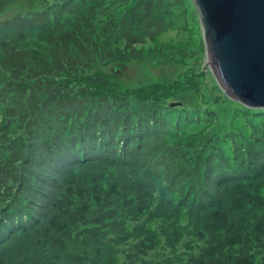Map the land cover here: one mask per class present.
I'll use <instances>...</instances> for the list:
<instances>
[{
  "label": "trees",
  "instance_id": "obj_1",
  "mask_svg": "<svg viewBox=\"0 0 264 264\" xmlns=\"http://www.w3.org/2000/svg\"><path fill=\"white\" fill-rule=\"evenodd\" d=\"M201 26L194 0H0V264H264V108Z\"/></svg>",
  "mask_w": 264,
  "mask_h": 264
},
{
  "label": "water",
  "instance_id": "obj_2",
  "mask_svg": "<svg viewBox=\"0 0 264 264\" xmlns=\"http://www.w3.org/2000/svg\"><path fill=\"white\" fill-rule=\"evenodd\" d=\"M207 66L235 102L264 108V0H194Z\"/></svg>",
  "mask_w": 264,
  "mask_h": 264
},
{
  "label": "rangeland",
  "instance_id": "obj_3",
  "mask_svg": "<svg viewBox=\"0 0 264 264\" xmlns=\"http://www.w3.org/2000/svg\"><path fill=\"white\" fill-rule=\"evenodd\" d=\"M180 7H181V5L179 4L178 8H180ZM191 8H192V5L190 4V8H189V16L190 17H191V15H190ZM12 13L13 12L11 11L10 14H12ZM192 23H193L192 21L188 20V27ZM188 27H185V31H184V29L183 30L182 29H176V30L169 31L167 34H165L164 36L161 37V40H163L164 42H167V43H174V44H177V43L180 44V42H182V41L189 42V43H191V48H193L194 47V43L192 40L193 36L191 35V29H189ZM201 29H202V27H201ZM202 35H203V30H202ZM206 51L207 50L204 51L205 55H206V59H205L203 64H204V67H208L209 71H211L210 67L207 66V64H206L207 63V52ZM175 71H176L175 69H172L169 72L164 73V71H162V70L155 69L153 71L151 77H152V79H154V78L155 79H157V78L162 79L163 76H167V78H171L174 76ZM211 73H212V71H211ZM212 75H213V73H212ZM118 76L122 80H124L125 82H127L129 84H135L139 80L147 78V76H145L143 73H141V70L135 66H130V68H125L122 72H120V74ZM214 79H215V77H214ZM215 81H216V79H215Z\"/></svg>",
  "mask_w": 264,
  "mask_h": 264
}]
</instances>
